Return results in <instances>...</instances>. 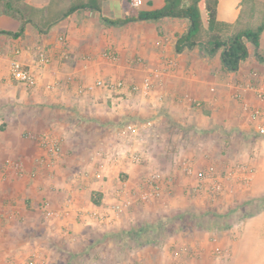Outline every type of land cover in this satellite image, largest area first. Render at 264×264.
<instances>
[{"label": "crops", "instance_id": "1", "mask_svg": "<svg viewBox=\"0 0 264 264\" xmlns=\"http://www.w3.org/2000/svg\"><path fill=\"white\" fill-rule=\"evenodd\" d=\"M165 1L142 0L135 8L158 10ZM217 1V20L232 24V32L264 20V0ZM25 2L41 11L37 24L9 17L11 26H0L6 31L0 32V264H218L216 246L231 252L222 264H264V133L259 130L264 127V99L256 93L264 92V62L255 47L248 43V57L230 71L221 51L212 55L202 43L178 46L189 18L111 25L102 15L122 17V0H102L101 13L86 7L68 16L63 13L72 0ZM22 27L21 35L8 34ZM41 50L50 57L48 65L38 59ZM258 50L264 56V31ZM106 51L117 59H107ZM14 57L34 72L35 86L11 78ZM150 73V94L127 95L121 104L103 88L79 92L99 78L131 85ZM255 108L262 111L258 118L252 116ZM143 117L154 125L135 146L143 163L123 159L107 164L101 156L121 148L119 126ZM43 133L62 144L61 155L49 165L38 162L48 159L39 142ZM177 156L194 159L199 169L224 170L237 162L253 169L250 182L228 181L221 195L207 201L228 212L233 224L179 231L160 243L133 247L121 236L127 224L180 206L184 191L202 196L191 190L193 178L177 167ZM13 162H21L25 173L19 174ZM158 163L176 178L173 196L136 205L113 225L80 213L112 203L120 180L136 183ZM102 166L103 178L97 179ZM45 205L62 214L47 215Z\"/></svg>", "mask_w": 264, "mask_h": 264}, {"label": "built area", "instance_id": "2", "mask_svg": "<svg viewBox=\"0 0 264 264\" xmlns=\"http://www.w3.org/2000/svg\"><path fill=\"white\" fill-rule=\"evenodd\" d=\"M131 4L134 7H139L142 4V0H131ZM60 40L65 41V37L61 35ZM19 53L20 50L16 49L15 55L17 56ZM64 55L67 57V54ZM104 56L112 61L117 59V56L109 51H106ZM38 59L41 65L44 66L48 65L50 62V57L44 50L39 51ZM169 63L171 66L175 65L174 60H171ZM10 75L13 80L28 87H33L37 83V77L34 72L17 57L11 60ZM96 87L111 92L118 99V104H121L127 98L126 96L130 94L141 93L144 96L149 95L154 87L153 75L150 73L143 78L141 83H132L131 85H127L126 81L123 79L108 80L99 78L94 84L80 87L79 92L85 93L86 91H92ZM125 93L128 94L125 95ZM256 93L259 98L264 99V92L261 89H257ZM261 115L262 111L259 108L252 110L253 117L258 118ZM153 126V121L150 119H135L123 123L117 129V137L121 143L120 150L113 154H103L101 156L102 159H104L107 164L118 163L123 159H126L131 164L143 163L144 157L135 146L140 145L144 141L147 132ZM259 130L261 133H264V127H260ZM31 137L34 138L36 136L31 135ZM39 142L41 146L46 149L48 155V159H38L39 164H52L62 153L61 141L47 133H43L39 136ZM12 165L17 169L19 174L22 175L25 173V168L21 162H13ZM179 168L187 177L193 178L190 183L191 190L202 195H208L211 200H214L224 192L226 189V182L238 180L247 184L252 179L253 173L252 168L239 162L229 165L224 170H220L214 166L197 169L194 159L189 158L180 161ZM102 172L103 166L96 170L94 175L95 178L102 179ZM175 186L176 178L173 174H167L161 170L152 169L145 177L136 183L131 184L128 180H120L112 203H102L92 210H80V213L88 215L97 223L113 225L132 207L139 204L152 203L165 196H171ZM44 209L47 215L58 217L62 214L60 211H50L47 209V205H45ZM64 213H67V211L65 210ZM213 240L216 239L213 238ZM184 251L187 252V248H184ZM180 253H182V251L176 253L177 257L180 256ZM213 254L218 264H222V262L231 257L230 250L220 246L214 248Z\"/></svg>", "mask_w": 264, "mask_h": 264}, {"label": "trees", "instance_id": "3", "mask_svg": "<svg viewBox=\"0 0 264 264\" xmlns=\"http://www.w3.org/2000/svg\"><path fill=\"white\" fill-rule=\"evenodd\" d=\"M0 11L13 17H22L37 24V17L42 13L28 5L25 0H1ZM102 0H72L63 16H68L78 8H90L101 13ZM124 14L120 18H107L102 15V20L111 25H122L135 20H157L163 17H185L190 19V27L186 34L180 37L178 46H194L202 43L207 52L216 54L221 51V60L226 70L236 71L240 63L249 55L248 43L255 47L259 60L264 62V56L259 52L260 38L264 31V20L258 25L232 32V24L217 20V0H166L163 8L152 11H143L135 8L131 0H122ZM40 30H44L42 27ZM2 33L6 31L0 30ZM24 32L22 27L17 32L8 33L19 36ZM221 217L222 215H216ZM171 222L177 223L175 231H185L192 228H225L228 225L219 224V221L202 220L192 211L179 213L171 217H163L157 222H147L140 227L122 233V237L131 240L132 246L160 243V236ZM191 223V227L188 226Z\"/></svg>", "mask_w": 264, "mask_h": 264}, {"label": "rangeland", "instance_id": "4", "mask_svg": "<svg viewBox=\"0 0 264 264\" xmlns=\"http://www.w3.org/2000/svg\"><path fill=\"white\" fill-rule=\"evenodd\" d=\"M0 5H2V1L0 0ZM9 17H13L11 15H8L6 13H3L0 11V26L3 27H8L11 26V22H8ZM264 19V14H263V18ZM140 119H146V117L140 118ZM172 146V144L168 145ZM159 147V146H157ZM171 149V147H170ZM181 157V156H180ZM179 156H177L175 158L176 165L177 167L179 166V162L182 161L183 159H186V156H183L182 158H180ZM159 170H161V165L160 163H158V167ZM179 168V167H178ZM198 168V166H197ZM199 169V168H198ZM182 198L180 200L181 205H177V206H168L165 207L164 210H162V212H160V214H158V216L155 217H150L148 219H142V220H136L135 222H130L129 224H127V228L126 231H129L133 228H137L140 227L141 225L147 223V222H157L159 219L161 218H165V217H171L173 218L176 215H179V213L182 212H186V211H192L194 212L197 216L201 217L202 220H210V219H214V221H219V224L222 225H228L230 226L231 224H233L232 218H228V216H226L228 214V212H225L224 210H220L221 208H217V207H213V206H209L208 202H212L213 200L210 199V197L205 198L204 196L207 195H202L201 197H197L196 195H193L191 192L189 191H184L182 194ZM173 196V194L171 195ZM216 215H222L221 217H217ZM177 223H173L171 222L170 219V223L167 225L165 231H163L161 233V238H160V242L164 241L165 239L168 238H172L174 234H176V232L179 231H175L174 228L176 227ZM191 223L188 225L190 226ZM206 226H203L202 229L207 230V224H204ZM191 227V226H190ZM124 228V227H123ZM193 229V228H192ZM190 229L185 230V231H190ZM183 231V232H185ZM189 240V239H188Z\"/></svg>", "mask_w": 264, "mask_h": 264}]
</instances>
